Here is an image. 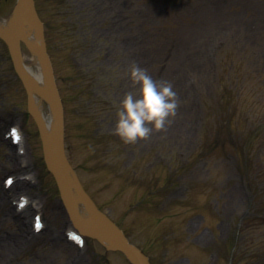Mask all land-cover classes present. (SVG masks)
<instances>
[{
  "label": "rangeland",
  "instance_id": "obj_1",
  "mask_svg": "<svg viewBox=\"0 0 264 264\" xmlns=\"http://www.w3.org/2000/svg\"><path fill=\"white\" fill-rule=\"evenodd\" d=\"M55 1L71 7L73 15L74 11L80 14L79 27L86 29L90 41V50L85 51L74 36L82 34L73 27L75 23L63 21L59 17L63 11L58 15L63 7L53 0H35L46 27L63 108V164L71 181L93 207H100L106 220L121 229L149 264L264 261V75L258 72L260 64L254 65L258 84L240 91L241 109L228 105L234 96L229 90L223 105L213 95L205 118L198 103H204L207 95L192 91L194 87L197 93L218 92V71L213 64H208L207 71L205 66L214 46H206L205 51L201 45L207 37L213 43L219 37L211 22L206 24L209 11L226 10V21L231 24L242 22L237 21L239 14L250 13L246 22L264 31V24L258 23L264 22V0ZM213 1L215 10L209 7ZM15 5L16 0H3L0 19L8 18ZM22 44L23 58L30 59ZM178 45H182L180 51ZM7 53L0 40V110L10 111L25 132L28 154L41 180L40 190L29 195L44 200L45 215L55 233L65 221L57 207L62 202L60 190L49 168L39 120L33 113L34 117L22 112L26 108L24 91ZM74 58L79 66L73 64ZM133 63L147 68L157 80L171 81L176 92L186 86L187 79V103L178 107L166 127L128 143L115 128L124 96L138 92L139 85L129 75ZM85 67L101 70L104 78L114 81L100 88L102 106L95 107L94 102H86L89 97L83 101L79 96V75L85 74ZM237 67L242 76L243 67ZM7 95L17 102L20 99L21 110L2 101ZM219 111L220 120L215 124L213 112ZM9 164V152L0 144V174ZM172 188L176 200L166 197ZM19 227L11 220L9 204L0 190V231L7 228L21 238ZM89 240V251L95 253L97 262L130 264L118 253L106 251L111 249L97 239ZM43 242H47L45 235L17 256L3 252L0 244V264H71L68 257L74 250L69 253L49 246L44 251L41 248L45 247H39ZM35 251L41 255L36 256Z\"/></svg>",
  "mask_w": 264,
  "mask_h": 264
},
{
  "label": "bare ground",
  "instance_id": "obj_2",
  "mask_svg": "<svg viewBox=\"0 0 264 264\" xmlns=\"http://www.w3.org/2000/svg\"><path fill=\"white\" fill-rule=\"evenodd\" d=\"M21 2L22 4L17 3L14 6L13 12H10L8 18L0 19V34L4 37H8L14 43L17 55L21 61L20 75L29 89L30 106L40 122L47 156L51 161L59 132L55 108L52 102L51 91L38 58L39 38L35 30L36 22L29 12V1L21 0ZM211 17L209 21L215 24L216 21L213 18L217 20V15ZM220 21L222 20L219 19V22ZM219 22L217 21L216 25L219 24ZM21 42L26 45L27 50L30 52V59L23 58L24 56L20 49ZM177 92L178 98H181L182 94L180 91ZM180 100L181 99H179V102ZM45 104L47 106H45ZM184 127L185 125L182 126V128ZM64 175L69 187L74 190L72 194V205L76 211L75 217L78 227L83 231H85V227L99 231H107L110 226L106 219L93 208L78 185L71 181L66 172H64ZM106 245L111 246L110 244ZM128 259L132 260L130 257ZM146 264L148 263L146 262Z\"/></svg>",
  "mask_w": 264,
  "mask_h": 264
},
{
  "label": "clouds",
  "instance_id": "obj_3",
  "mask_svg": "<svg viewBox=\"0 0 264 264\" xmlns=\"http://www.w3.org/2000/svg\"><path fill=\"white\" fill-rule=\"evenodd\" d=\"M129 75L139 88L124 96L115 132L126 142L134 143L149 137L154 129L166 127L177 112L179 98L171 81L155 79L138 63L130 66Z\"/></svg>",
  "mask_w": 264,
  "mask_h": 264
},
{
  "label": "water",
  "instance_id": "obj_4",
  "mask_svg": "<svg viewBox=\"0 0 264 264\" xmlns=\"http://www.w3.org/2000/svg\"><path fill=\"white\" fill-rule=\"evenodd\" d=\"M30 9L34 13L31 4H30ZM39 31H40V27H39ZM42 57H43V61L45 62L43 51H42ZM46 75H47V78L49 80V83L51 84V87L53 88L52 80H51V77L49 75V71H48L47 66H46ZM54 94H55V91H54ZM55 97H56V95H55ZM55 102H57V98H56ZM57 119H58L59 127H60V111H59L58 104H57ZM54 158H55L54 166L56 167L57 175L61 181L62 186L64 187V189H66L64 181H63V176H62L63 174H62V171L60 169L61 157H60V143L59 142L55 147V157ZM104 236L106 238H109V239L113 238L125 252L131 253L139 261V264H142V261L140 259V254L133 247L129 246L126 243V241L119 234H111V235H104Z\"/></svg>",
  "mask_w": 264,
  "mask_h": 264
}]
</instances>
